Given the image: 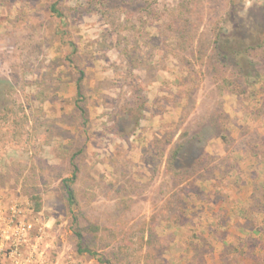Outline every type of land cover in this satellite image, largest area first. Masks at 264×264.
I'll use <instances>...</instances> for the list:
<instances>
[{"label": "rangeland", "instance_id": "374dc122", "mask_svg": "<svg viewBox=\"0 0 264 264\" xmlns=\"http://www.w3.org/2000/svg\"><path fill=\"white\" fill-rule=\"evenodd\" d=\"M0 264H264V0H0Z\"/></svg>", "mask_w": 264, "mask_h": 264}, {"label": "trees", "instance_id": "16d2710c", "mask_svg": "<svg viewBox=\"0 0 264 264\" xmlns=\"http://www.w3.org/2000/svg\"><path fill=\"white\" fill-rule=\"evenodd\" d=\"M152 1L156 2L157 0ZM49 11L56 18H63L62 13L58 9H56L55 5L50 6ZM177 31V38L182 37V31L179 29ZM71 49L72 52L70 56L76 53V49L74 46H72ZM78 74L79 76L76 80V91L77 96H80L84 74L81 70H78ZM69 164L71 167V175L70 177L61 179L59 185L63 194L65 206L70 215V229L72 232V237L75 241V251L78 255H87L89 257L96 258L99 262H102L103 259L99 257L97 248L98 243H101L104 240V237L102 235L103 228L86 220L84 223L81 222L77 190L74 189V185L76 184V179L78 177V166L75 164L73 157L70 158ZM34 205L35 210L39 211L41 203L38 196L34 198Z\"/></svg>", "mask_w": 264, "mask_h": 264}]
</instances>
